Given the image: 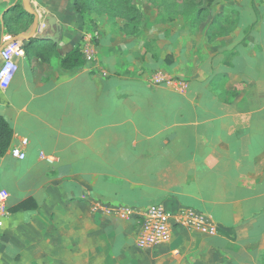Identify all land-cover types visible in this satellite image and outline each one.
Returning a JSON list of instances; mask_svg holds the SVG:
<instances>
[{
    "label": "crops",
    "instance_id": "1",
    "mask_svg": "<svg viewBox=\"0 0 264 264\" xmlns=\"http://www.w3.org/2000/svg\"><path fill=\"white\" fill-rule=\"evenodd\" d=\"M174 2L135 31L49 0L57 41H20L0 88V264H264V0H196L190 16ZM76 47L85 63L62 68ZM155 204L176 219L148 247L139 215L108 211Z\"/></svg>",
    "mask_w": 264,
    "mask_h": 264
},
{
    "label": "built area",
    "instance_id": "2",
    "mask_svg": "<svg viewBox=\"0 0 264 264\" xmlns=\"http://www.w3.org/2000/svg\"><path fill=\"white\" fill-rule=\"evenodd\" d=\"M43 26V24L41 25ZM11 36L5 35L3 42H6L0 50L1 65H0V88L8 87L9 82L17 68L14 58L22 54V44L19 40L10 41ZM25 143V140H23ZM12 154L19 159L25 157L24 151L15 147L11 150ZM9 193L5 188H0V228L3 225L4 219L7 215V200ZM108 211L114 212L119 218L129 219L136 215L141 217V231L137 237L136 244L139 247H148L156 244L164 243L169 240L171 234V227L174 224V214L167 211L162 205H150L140 214L129 206L111 207ZM184 215V223L199 230L212 229L206 218L198 213L189 211Z\"/></svg>",
    "mask_w": 264,
    "mask_h": 264
},
{
    "label": "trees",
    "instance_id": "3",
    "mask_svg": "<svg viewBox=\"0 0 264 264\" xmlns=\"http://www.w3.org/2000/svg\"><path fill=\"white\" fill-rule=\"evenodd\" d=\"M122 1L124 0H74V4L72 6V11L76 14H78L79 16L84 15L86 12H88L91 9H96V8H100L99 5H106L109 7L108 10H115L117 14L119 15H124L127 13H130L129 10H124L123 9V5H122ZM175 0H154V3L157 4L158 7H168L169 2H171V4L174 6V9H176L175 6ZM196 0H185L184 2V9L182 11L183 14H185V16H190L194 10V2ZM7 3H3L1 2L0 5L6 7ZM172 6L169 9L165 10L163 9V11L165 12H169L168 10H171ZM14 14L12 16H10L9 18H7V20L5 21V23L7 25H9V29H11V25L13 26H18L20 23L22 24L24 21L25 25L29 22V24L32 22V15L28 14L24 8L23 5L20 4V9L17 8V5L12 8ZM199 11V10H198ZM139 10L135 7L131 5V16L129 17V15L127 16L129 21L131 23H136L139 22V18L140 15L138 14ZM168 14V13H166ZM5 15V10L2 13V18L4 20V16ZM163 15V13H162ZM27 17V18H26ZM111 18V17H110ZM112 19V18H111ZM28 25V24H27ZM24 30V28H23ZM12 34H15L16 32L12 31H8ZM0 43H1V39H0ZM27 45V44H24ZM42 60L45 59L44 55L41 54V52H39L37 54ZM85 63V58L83 56V53L80 49V47H76V48H72L71 50H69L68 52L65 53V55L61 58V67L64 69H73L76 66H80L83 65ZM11 137H12V130L9 127L8 123L6 122V120L3 118L2 115H0V156L3 155L5 153V151L7 150L10 141H11Z\"/></svg>",
    "mask_w": 264,
    "mask_h": 264
},
{
    "label": "rangeland",
    "instance_id": "4",
    "mask_svg": "<svg viewBox=\"0 0 264 264\" xmlns=\"http://www.w3.org/2000/svg\"><path fill=\"white\" fill-rule=\"evenodd\" d=\"M1 1L3 3H7L6 7H4L5 8L4 9L5 15H3L4 20L2 18V15H0V39H1V43H2L3 37L5 35L9 34L11 37H13V36H15L21 32L23 33V31H28L27 29L33 23V16L31 17L32 22L30 24L28 22L27 23L28 25L27 24L25 25L26 21H24L22 24L20 23L18 26L11 25V29L13 30V32H16L15 34H12V33L8 32V31H12V30L9 29V25H7L5 23V21L7 20V18H9L10 16H12L14 14L12 8H14L17 5V8L20 9V4H22V1L21 0H0V3H1ZM30 1H31V4H33L32 5L33 9L38 13L39 21H41V20L46 21L47 20L46 16H48L50 14V12H48V11L45 12L44 8H46V5H47V7L49 6L48 5L49 0H30ZM68 2H69L70 10L72 11V6L74 4V0H68ZM122 2H123L122 3L123 9L129 10L130 13H127L124 15H119L116 13L115 10H108L109 7L106 5H99L100 8L91 9L82 16H79L78 14L74 13L73 11L72 12L79 17L85 18L86 20H91L92 25L95 24L96 27L99 26V24H98L99 19L97 22H95V20H94V18H96V16H94L95 14L97 15V17L106 18V20H108V19L110 20L112 18L114 21H118L115 25L124 24L126 26H132L135 31H141L143 28H147V26H149V24H150V23L146 22L148 20H145L144 19L145 17L146 18L152 17V16H154L153 14H156L157 16L162 15L163 9L164 10H165V8L169 9L171 6L173 8V5L171 4V2H169L168 7H161V6L158 7L157 4L154 3V0H124ZM40 3H43L44 5H40ZM131 5L135 6L139 10V12H138V14L140 15L139 22L131 23L127 17L128 15H129V17L131 16ZM178 5H180V3H178ZM195 8H196V5H194V9ZM1 10H2V8L0 7V12H1ZM92 16H93V18H90ZM87 17H89L90 19H88ZM207 19H208L207 15L203 16L204 21H207ZM93 21H94V23H93ZM145 22H146V24H145ZM182 25H186V24L181 23V26ZM23 28H24V30H23ZM145 30L147 31V29H145ZM157 30H159V29H156V31ZM152 32H154V31H152ZM25 34H28V32H26ZM86 35L88 36L87 33H86ZM18 40L21 41V39H18ZM67 233H70V232H66V234Z\"/></svg>",
    "mask_w": 264,
    "mask_h": 264
},
{
    "label": "water",
    "instance_id": "5",
    "mask_svg": "<svg viewBox=\"0 0 264 264\" xmlns=\"http://www.w3.org/2000/svg\"><path fill=\"white\" fill-rule=\"evenodd\" d=\"M21 1L24 10L28 14L33 16L32 29L28 34L19 33L13 36L10 41H15L18 39L30 40L36 33L45 32L46 34L43 36L44 39L56 42L61 31V26L59 23L56 22V18L54 16L47 18L46 22H44L43 26H41L38 13L33 9L30 0H21ZM47 30H50L51 34H49ZM5 43L6 42L0 44V50L2 49Z\"/></svg>",
    "mask_w": 264,
    "mask_h": 264
}]
</instances>
